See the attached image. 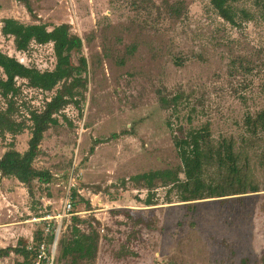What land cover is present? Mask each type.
I'll list each match as a JSON object with an SVG mask.
<instances>
[{
    "label": "rangeland",
    "instance_id": "1",
    "mask_svg": "<svg viewBox=\"0 0 264 264\" xmlns=\"http://www.w3.org/2000/svg\"><path fill=\"white\" fill-rule=\"evenodd\" d=\"M232 3L237 25L211 0H0L3 52L41 71L56 64L52 43L20 51L1 33L2 20L14 17L49 28L70 24L88 61L87 88L55 114L39 143L35 166L50 181H35L31 197L0 173V248L29 242L45 225L34 217L62 214L72 195L75 214L61 222L57 264H264V124L249 126V115L264 109V0ZM17 85V95H0V113L13 124L5 135L0 128V156L13 140L18 150L29 148L32 112L62 86L45 90L22 78ZM161 95L180 98L167 107ZM180 125L210 134L214 145L234 143L245 191L236 193V180L213 161L204 180L230 194L183 201L160 185L146 202L148 189L128 179L181 165ZM74 225L98 232L93 262L63 256L61 241ZM21 259L10 252L0 264Z\"/></svg>",
    "mask_w": 264,
    "mask_h": 264
},
{
    "label": "trees",
    "instance_id": "2",
    "mask_svg": "<svg viewBox=\"0 0 264 264\" xmlns=\"http://www.w3.org/2000/svg\"><path fill=\"white\" fill-rule=\"evenodd\" d=\"M213 8L217 13L230 23L237 25V12L232 0H211ZM1 27L4 36H12L16 49L27 51L31 44L52 43L56 64L52 70L41 71L35 66H28L17 57L9 55L0 49V68L3 69L5 77L0 78V95L9 97L17 95L21 89L17 85L18 79L27 80L33 87L51 90L61 84V89L46 103L43 110L33 111V137L30 146L25 151L16 148L14 140L9 143V148L0 156V173L4 177H14L23 183L31 197H35V181L49 182L51 174L49 171L39 169L35 166L39 155V143L43 133L57 121L55 114L64 109L69 103V98L80 94L87 88L86 71L88 61L83 54L82 38L71 31L68 23H61L49 28L46 23L26 24L14 17H5ZM77 58V62L74 58ZM70 96V97H68ZM180 96L169 99L163 95L160 100L164 106L171 107L178 104ZM249 115V126L254 131L264 124V109L256 113V118L251 119ZM13 124L5 113H0L1 134L12 129ZM184 125L177 127L179 135L175 138V145L181 159L179 167H167L153 169L132 175L128 180L135 186L146 187L148 196L146 202H154L155 189L160 186H169V192L179 191L183 201H192L201 197L226 196L228 188L224 184L204 180L203 175L206 166L214 161L218 167L225 168L229 175L236 180V193L245 191L247 183L241 178L237 153L234 143L225 140L219 145L211 143L210 134L202 130H186ZM128 181L123 179V184ZM258 190V185L252 186ZM77 219V217H74ZM78 220V219H77ZM45 238L43 226L39 227L34 235V242H40ZM99 245V234L96 231L86 233L77 225L73 226L70 238L61 241V249L64 257L71 258L74 263L79 261L93 262L97 256ZM15 252L21 256L17 264H33L35 258L34 250L28 248V242L17 246L0 248V257Z\"/></svg>",
    "mask_w": 264,
    "mask_h": 264
},
{
    "label": "built area",
    "instance_id": "3",
    "mask_svg": "<svg viewBox=\"0 0 264 264\" xmlns=\"http://www.w3.org/2000/svg\"><path fill=\"white\" fill-rule=\"evenodd\" d=\"M63 213L59 215L44 214L34 217V221L44 222L45 238L40 242H34V237L28 242V248L34 250L35 258L33 264H57L59 255L58 246L60 243L61 222L64 218L74 215V199L69 195L63 201ZM51 220V221H50ZM55 220L56 222H52Z\"/></svg>",
    "mask_w": 264,
    "mask_h": 264
}]
</instances>
